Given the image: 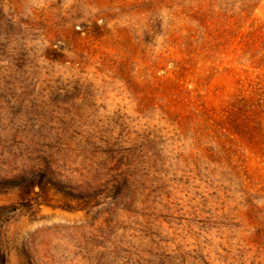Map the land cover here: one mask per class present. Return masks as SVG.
I'll return each mask as SVG.
<instances>
[{"label":"rangeland","instance_id":"rangeland-1","mask_svg":"<svg viewBox=\"0 0 264 264\" xmlns=\"http://www.w3.org/2000/svg\"><path fill=\"white\" fill-rule=\"evenodd\" d=\"M0 0V264H264V0Z\"/></svg>","mask_w":264,"mask_h":264},{"label":"trees","instance_id":"trees-1","mask_svg":"<svg viewBox=\"0 0 264 264\" xmlns=\"http://www.w3.org/2000/svg\"><path fill=\"white\" fill-rule=\"evenodd\" d=\"M253 0H245L243 2H241L239 9L241 13H247V11L250 8H255V6L257 5V1H254V3H252Z\"/></svg>","mask_w":264,"mask_h":264}]
</instances>
